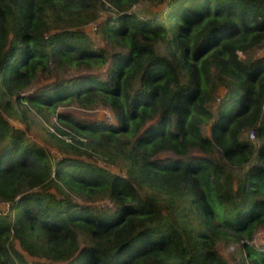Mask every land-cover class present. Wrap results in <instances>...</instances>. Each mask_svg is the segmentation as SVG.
Returning <instances> with one entry per match:
<instances>
[{
  "label": "trees",
  "instance_id": "obj_1",
  "mask_svg": "<svg viewBox=\"0 0 264 264\" xmlns=\"http://www.w3.org/2000/svg\"><path fill=\"white\" fill-rule=\"evenodd\" d=\"M263 47L264 0H0V264H264ZM19 100L105 164L52 132L51 155Z\"/></svg>",
  "mask_w": 264,
  "mask_h": 264
},
{
  "label": "rangeland",
  "instance_id": "obj_2",
  "mask_svg": "<svg viewBox=\"0 0 264 264\" xmlns=\"http://www.w3.org/2000/svg\"><path fill=\"white\" fill-rule=\"evenodd\" d=\"M136 6L139 7L138 9H141L146 5L144 3H140V4H137ZM148 8H150V5L148 6ZM109 13H110V10L107 8H104L100 11L99 15H100V17H104L105 15H107ZM111 13H112V11H111ZM95 27H96V23L92 22L91 25L87 26L85 29L88 32H91L93 34L92 37H94V39H95V44L104 45L105 44L104 40L101 39L100 36H98L94 33ZM262 52H264V47L257 49V50L250 51L249 53L250 54H258V53H262ZM104 67H105V65H102L99 67H94L92 69V71H95V72L101 71L102 69H104ZM69 71L72 73L74 72L72 69H70ZM68 72L67 71L66 72L59 71V72H55L54 74H50V75H42L39 78L41 80L40 83L50 82L51 78L55 79V78L60 77V76H62V77L68 76V74H69ZM32 89H35V86L34 87L31 86V87L27 88L25 90V92H28ZM15 104H16L15 106L20 107L21 109H23L26 112V120H23L20 117H10V121L19 127L27 128L28 137L32 138V139H36L40 143L45 145L49 149V152L51 155H53L55 157L56 155L60 154V149H59L58 145H56L54 140L52 139L53 136L50 134V132L56 134L59 137L66 139V141H72L75 144L83 146V148H85V150L87 149L84 153H81L82 157L88 158L90 160L96 159L99 161V163L105 164V162L103 161L102 158H99V157L96 158L95 156H92V154L91 155L89 154V153H92V150L89 147H86L85 145L78 143L74 140V137H77L80 141L87 142V137H85L83 134H79V133L74 132L68 126V124H64V123L59 122L57 120L56 116L54 115L53 111L49 112L47 115L48 117H46L44 115V113L39 112L38 110H36L33 107H29L27 105L26 101L19 100V101L15 102ZM55 111H65V112L70 113L72 116H75L77 118H81L84 120H91V121H93V120L113 121L114 120V114H113L112 110L109 107L104 106L102 104H98V105H95L93 107H82L76 101L73 100V101H68V102H63V103L58 104ZM27 120L29 121L28 122L29 124L27 123ZM56 126L59 127L61 130H63V132L57 130ZM249 138L254 140L256 143L259 142V140L256 139L255 137L249 136ZM163 155H166V154H163ZM110 166L116 170L118 169L116 166H112V165H110ZM86 203L88 205L103 206V205H109L111 202L106 198L103 200L87 201ZM8 207H9L8 203H6V202L0 203L1 209L2 208L8 209ZM263 240H264V228H258L255 231V234H254L253 238L250 240V242H252L254 245H257V244L261 243ZM218 246H219V250L227 258L236 257L240 254V250H239L238 246L235 247L234 244H232L228 241L220 240L218 243ZM28 257L31 258L30 256H28Z\"/></svg>",
  "mask_w": 264,
  "mask_h": 264
},
{
  "label": "built area",
  "instance_id": "obj_3",
  "mask_svg": "<svg viewBox=\"0 0 264 264\" xmlns=\"http://www.w3.org/2000/svg\"><path fill=\"white\" fill-rule=\"evenodd\" d=\"M249 135H250L251 137H254V132L251 131Z\"/></svg>",
  "mask_w": 264,
  "mask_h": 264
},
{
  "label": "clouds",
  "instance_id": "obj_4",
  "mask_svg": "<svg viewBox=\"0 0 264 264\" xmlns=\"http://www.w3.org/2000/svg\"><path fill=\"white\" fill-rule=\"evenodd\" d=\"M262 107H263V109H264V101H263Z\"/></svg>",
  "mask_w": 264,
  "mask_h": 264
}]
</instances>
